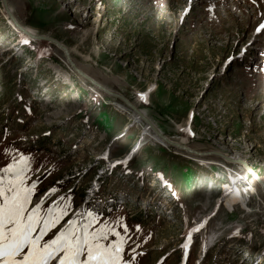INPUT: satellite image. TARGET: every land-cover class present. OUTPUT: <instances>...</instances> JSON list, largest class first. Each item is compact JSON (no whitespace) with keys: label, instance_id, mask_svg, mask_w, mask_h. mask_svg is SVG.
<instances>
[{"label":"rangeland","instance_id":"rangeland-1","mask_svg":"<svg viewBox=\"0 0 264 264\" xmlns=\"http://www.w3.org/2000/svg\"><path fill=\"white\" fill-rule=\"evenodd\" d=\"M8 3L22 27L65 44L81 70L144 111L163 135L208 154L200 164L142 139L143 125L120 99L71 72L58 47L23 41L0 0V168L27 157L26 185H36L30 208L40 204L44 216L67 205L48 238L91 215L94 229L108 225L127 237L122 256L130 264H181L190 252L197 264L212 240L201 264L264 254L263 189L226 159L245 157L264 179V28L254 38L264 0ZM234 175L241 182L232 191ZM88 193L115 198V208L88 212ZM239 248H247L243 257Z\"/></svg>","mask_w":264,"mask_h":264},{"label":"snow or ice","instance_id":"snow-or-ice-1","mask_svg":"<svg viewBox=\"0 0 264 264\" xmlns=\"http://www.w3.org/2000/svg\"><path fill=\"white\" fill-rule=\"evenodd\" d=\"M261 28L264 24L257 31ZM29 171L24 156L0 168V264H130L122 256L127 237L108 225L94 229L95 216L89 215L83 224L70 219L52 238L44 239L66 215L67 205L49 209L44 216L40 204L30 208L36 185H26ZM121 227L127 233V226ZM109 235L116 240L105 243Z\"/></svg>","mask_w":264,"mask_h":264},{"label":"water","instance_id":"water-1","mask_svg":"<svg viewBox=\"0 0 264 264\" xmlns=\"http://www.w3.org/2000/svg\"><path fill=\"white\" fill-rule=\"evenodd\" d=\"M2 5H3V8H4L5 12L7 13L8 17L10 18L12 24L19 31H21L23 34L28 36L29 39H31L33 41H41V42H46V43H50L52 45H55L56 47H58L63 52L64 57L66 58L67 62L71 65V67L73 68V71L79 77H81L85 81L89 82L94 87L104 91L108 95L120 99L125 105H127L131 110H133L137 114L138 113H142L143 115H145V113H143V111L138 109L136 107V105L133 104L131 101H129L127 98H125L124 96H122L120 94H117V93H114L113 91L107 89L105 86L101 85L98 81L94 80L91 76H89L87 73L83 72L80 68H78V66L76 65V63L74 62V60L71 57V54H70V51H69L68 47L65 44H63L60 41H58L56 39H53V38H51L49 36L39 35V34L30 32L28 29L22 27L20 25V23H18V20L16 19V17L14 16V14H13L10 6H9L8 0H2ZM144 120L153 129L154 133L157 135V137L160 140L164 141L165 143H167V144H169L171 146L178 147L180 149H186L187 151L192 152L190 149H188V148L184 147L183 145H180V144H178V143H176L174 141H171L169 138H167L165 135H163V133L157 127H155L153 122L148 117H147V120L146 119H144ZM227 159L230 161V158H227ZM240 163H242V165L245 167V169H247V171L255 179L258 180V182L260 183V185H261V187L263 189V193H264V180H262V178L251 167H249V165L245 161H241Z\"/></svg>","mask_w":264,"mask_h":264},{"label":"bare ground","instance_id":"bare-ground-1","mask_svg":"<svg viewBox=\"0 0 264 264\" xmlns=\"http://www.w3.org/2000/svg\"><path fill=\"white\" fill-rule=\"evenodd\" d=\"M11 9H12V7H11ZM12 11H13V9H12ZM6 13V12H5ZM13 14H14V12H13ZM14 16H15V14H14ZM5 17L7 18V20H8V23L13 27V25H12V23H11V21H10V18H8V16H7V13L5 14ZM16 17V16H15ZM14 30H16L17 32H19L20 34H21V37H22V40L23 41H25V42H28L29 41V38H28V36H26V35H24L22 32H20L19 30H17V29H15V28H13ZM263 30V29H262ZM29 31L30 32H33V33H35V30H33V29H31V28H29ZM262 32L263 31H260L258 34H257V37H259L261 34H262ZM240 40V39H239ZM57 51V50H56ZM74 60V59H73ZM62 61L64 62V64L66 65V67L71 71V72H73V68L71 67V65L65 60V58L63 57V59H62ZM76 63V62H75ZM76 65L78 66V68H81L77 63H76ZM83 72H85L84 70H82ZM74 73V72H73ZM86 73V72H85ZM120 106V109L121 110H123V111H125V112H128L129 113V115H130V118L132 119V122L133 123H136V124H139V123H141L142 125H143V128H142V135H141V138L142 139H144V137L146 136V137H150L152 140H154V142H156V143H158V144H160V145H162L163 147H166V148H168L170 145H168V144H166L165 142H163V141H161L158 137H157V135L154 133V131H153V129L148 125V123H146V121L144 120V119H146L147 120V117L145 116L146 115V113H145V115H143L142 113H136V112H134L133 110H131L127 105H119ZM144 112V111H143ZM152 124V123H151ZM170 138V137H169ZM192 148V147H191ZM139 149V143H137L134 147H133V149L128 153V154H126L125 155V158H127V159H130V158H132V156L133 155H135L136 153H137V150ZM177 151H176V153L177 154H179V155H181V156H183V157H185V158H188V159H192V160H194V161H196V162H198V163H200V164H205V162H206V157H207V155L208 154H204L202 151H200V150H197V149H194V148H192V149H194V151H193V153H189L188 151H183V150H181V149H178V148H175ZM228 155V156H227ZM226 155V159L227 158H230V162H234V163H240L241 161H247L248 162V160L245 158V157H242V156H239V157H237V155H235V156H233V155H230V157H229V154H227ZM245 159V160H244ZM227 161H229V160H227ZM207 163V162H206ZM229 163V162H228ZM241 165H242V163H240ZM243 166V165H242ZM244 167V166H243ZM249 167H251L254 171H255V169L252 167V164L250 163L249 164ZM245 168V167H244ZM244 168H242V170L244 169ZM244 170H246L247 171V169H244ZM248 172V171H247ZM255 172H257V171H255ZM249 173V172H248ZM258 174V173H257ZM251 177H253V176H251ZM254 178V177H253ZM252 178V179H253ZM262 180H264L263 178H262ZM253 181L254 182H257L258 184H259V186H260V183L258 182V180L257 179H253ZM241 182V178H239V177H237L236 175H234V177L232 178V191H235L236 190V186H239V183ZM243 185H246V184H244L243 183ZM253 186L252 185H250V183H249V185L247 186H245V190H247V191H252V188ZM219 204H222L221 203V200H219ZM217 206V205H216ZM217 209V208H216ZM205 218H209V216L208 217H205ZM207 222V221H206ZM203 225V223H200L199 225H197L196 226V229L198 230L201 226ZM186 242H188V241H186ZM189 245V244H188ZM189 247V246H188Z\"/></svg>","mask_w":264,"mask_h":264},{"label":"trees","instance_id":"trees-1","mask_svg":"<svg viewBox=\"0 0 264 264\" xmlns=\"http://www.w3.org/2000/svg\"><path fill=\"white\" fill-rule=\"evenodd\" d=\"M99 117H101V118H98V117H97V118H98L97 120H98L99 122H101V121L103 122V121H104V116H99Z\"/></svg>","mask_w":264,"mask_h":264}]
</instances>
